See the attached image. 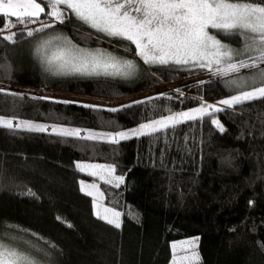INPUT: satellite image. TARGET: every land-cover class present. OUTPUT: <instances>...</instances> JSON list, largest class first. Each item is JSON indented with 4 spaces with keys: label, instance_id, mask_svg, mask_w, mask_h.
<instances>
[{
    "label": "trees",
    "instance_id": "trees-1",
    "mask_svg": "<svg viewBox=\"0 0 264 264\" xmlns=\"http://www.w3.org/2000/svg\"><path fill=\"white\" fill-rule=\"evenodd\" d=\"M46 13L32 29L53 26L31 37L29 23L16 24L14 42L0 33V82L9 86L0 92V116L14 124L50 127L45 132L0 127V239L31 253L39 264H171L174 241L191 237H199L198 264H264V98L154 134L108 139V134L250 90L233 80L246 79L249 85L255 80L259 86L256 70L243 69L233 77L215 72L182 99L160 94L117 111L31 95L21 88L115 101L210 71L146 64L130 41L97 32L72 11L62 23L44 19ZM4 22L0 17V27ZM47 36L67 37L91 51L105 49L133 61L136 69L126 78L58 76L36 54ZM221 38L235 49L244 46L239 34ZM54 126L104 138L61 136L52 133ZM85 161L109 163L124 182L116 187L80 171L76 164ZM86 180L98 181L106 206L121 213L119 228L97 218L93 197L81 191L80 181Z\"/></svg>",
    "mask_w": 264,
    "mask_h": 264
},
{
    "label": "snow or ice",
    "instance_id": "snow-or-ice-1",
    "mask_svg": "<svg viewBox=\"0 0 264 264\" xmlns=\"http://www.w3.org/2000/svg\"><path fill=\"white\" fill-rule=\"evenodd\" d=\"M47 7L49 11L46 14L54 21L62 23L65 8L70 9L80 21L97 32L130 41L135 45L136 54L143 58L146 64L194 63L209 70L215 65V71L220 75L239 72L241 69H255L256 79L260 81L259 86L255 85V80L251 85L246 79L233 80L231 82L233 85L241 89L247 86L250 90H240L237 95L219 103L231 108L245 101L264 98V68L260 66L264 64V0H48ZM44 12L45 7H42L37 0H0V17L5 18L0 33L8 32L3 35V39L14 42L16 32L11 29L16 24L35 23ZM12 18L15 20L13 21ZM52 26V24H43L39 29H29L27 35L31 37L34 31H43ZM209 28L226 34H239L244 39L243 48H230L210 34ZM36 54L46 65V69L54 74L79 73L127 77L135 70V64L131 60L121 61L98 49L89 51L80 48L67 37L61 36L44 40L37 47ZM0 92H5V89L0 88ZM134 103H143V101ZM109 110L117 111L115 108ZM220 111L223 109L217 105L202 103L198 108L151 120L128 132L108 134V139L117 142L130 136L150 135L168 127H175L187 120L214 116ZM211 123L220 132L225 131L219 120L213 118ZM0 127L38 132L48 130L47 126L30 121L14 124L12 119L6 117H0ZM51 131L57 135L87 140L104 138L103 135L95 133L81 137L80 130L63 127L54 126ZM76 167L80 171L91 170L89 175L99 176L109 184L115 182L116 187L124 182L123 176L113 175L115 168L111 165L78 162ZM80 185L82 192L93 197L97 218L119 228L121 213L105 207L100 202L103 193L99 192L98 185L86 184L84 181H80ZM28 194L34 195L31 190ZM198 241L199 237L180 242L181 250L190 253L179 257L180 261H199V254L196 251ZM177 247V244H172L174 253L172 264H178ZM0 264H39V261L31 253L19 250L0 239Z\"/></svg>",
    "mask_w": 264,
    "mask_h": 264
},
{
    "label": "rangeland",
    "instance_id": "rangeland-1",
    "mask_svg": "<svg viewBox=\"0 0 264 264\" xmlns=\"http://www.w3.org/2000/svg\"><path fill=\"white\" fill-rule=\"evenodd\" d=\"M37 2L41 3L42 7H45V12L44 13H41L40 16L41 15H44L46 13V11H47L45 4L48 3V0H37ZM62 7H64V6H62ZM70 11H71L70 9H66L65 8V14L66 13L68 14ZM44 17H46L44 19H46V20H53V22H54V19L52 17L48 16L47 14ZM46 20H44V21H46ZM49 23H52V22H49ZM49 23H47V24H49ZM27 26H28L27 28L32 29L33 24L29 23ZM11 31H13V28L11 29ZM4 33H5V35L8 34L7 31L4 32ZM209 33L212 34V35H214L218 40H220L222 43H224V41L221 38V34H224V33L220 32V31H218L216 29H211V28H209ZM47 37L50 39L53 36H47ZM224 44L225 45H228L226 42ZM228 46L230 48H232V49H235L233 46H230V45H228ZM89 51H91V50H89ZM92 51H95V50H92ZM100 51H102V50H100ZM102 52L111 54V55L117 57L118 59H120L121 61L127 60V59H123V58L119 57L118 54L112 53L110 51H106L105 49ZM239 58L240 59H243L245 57H239ZM141 59H142V61H144L143 58H141ZM170 64L171 65H176V64H173V63H170ZM170 64H168V65H170ZM150 65L156 66V65H159V64H150ZM176 66H181V65H176ZM182 66H187V67H192L193 66V67H197L198 65L197 64H194V63H190L188 65H182ZM221 67H223V65H221ZM215 69H216V66L213 65L212 70H210V71H208V72H206L204 74H201V73L200 74H193V76H190V77H183L182 79H179V80L176 79V80L172 81L171 83H166V84L160 85L159 87L150 89L148 92L139 93L136 96L127 97V98H124V99H116L115 101L114 100H102V99H99V98L89 99V98L79 97V96H75V95H67V94L61 93V92L60 93H56V92H52V91H43V90H40V89L36 90L34 88H28V87L27 88H21V90L25 91L26 93L29 92L31 95L38 94V93H42V94H44L45 98H47V99H54L56 101H60V100H62V101L63 100L64 101H69V102L76 101V102H80L82 104L83 103H86L87 105H91V106L116 108V107H119V106L127 105L128 103H132V102H135V101L149 100L148 99L149 97L154 98V97L160 96V94H166V93H171L172 95L176 93V94L180 95V97H178V98H181L182 99V97L187 96L188 94H190L189 91L194 86H196L195 84H197V85H203V83L205 82V79L207 77H209L210 74H213V73L216 72ZM243 71H245V70L241 69L239 72H243ZM239 72L230 73V74L226 75V77L237 76V74H239ZM57 75L58 76L59 75H61V76H70V75H73V76H84L83 74H79V73L57 74ZM131 75H129L127 77H131ZM87 76H89V75H87ZM90 76H92V75H90ZM108 77H113V78H115V77L116 78H126V77H122V76H108ZM6 87H9V86H7L6 84H3V83L0 82V88L5 89V91H6L7 90ZM177 90H179V91H177ZM171 94H166V95H171ZM206 105H217L220 108H223V107L224 108H227V106L222 105L219 102L214 103V102H207L206 101ZM196 108H198V107H196ZM209 111L211 112V109H209ZM217 120H219V119L217 118ZM220 123H221V121H220ZM47 128H48V130H50V127H47ZM82 163L97 164V165H110L109 163L108 164L101 163V162H96L95 163V162H88V161H85V162H82ZM89 171H91V170H86L84 172L89 173ZM113 175L114 176H117L116 173H114ZM94 177L96 179L97 178L100 179L99 176H94ZM100 180H102V179H100ZM102 181H104V180H102ZM84 182L86 184H93V183H95L96 185H98L99 192L103 193L102 190H101V188H100V185L98 184V181H88V180H86ZM112 184H115V182H113ZM100 202L105 207H107L106 204H105V196L104 195L101 198V201ZM109 208H111V207H109ZM119 219L121 221V217ZM193 238H195V237H191V238H188V239H180V240L174 241V243L177 244V246H178L177 249H176V255H177V258H178V264H190V263H194V262H190V261H180L179 260V257H182L184 255H189L190 254L189 252H184V251L181 250V248L179 247L180 242L186 241V240H190V239H193ZM196 251H197V248H196Z\"/></svg>",
    "mask_w": 264,
    "mask_h": 264
},
{
    "label": "crops",
    "instance_id": "crops-1",
    "mask_svg": "<svg viewBox=\"0 0 264 264\" xmlns=\"http://www.w3.org/2000/svg\"><path fill=\"white\" fill-rule=\"evenodd\" d=\"M198 248V247H197ZM173 259V258H172ZM199 262V261H198ZM198 262L190 263V264H198Z\"/></svg>",
    "mask_w": 264,
    "mask_h": 264
}]
</instances>
